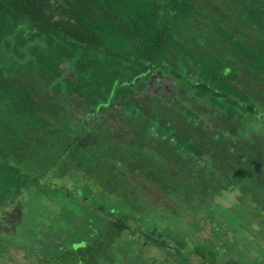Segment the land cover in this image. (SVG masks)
I'll use <instances>...</instances> for the list:
<instances>
[{"label": "trees", "instance_id": "1", "mask_svg": "<svg viewBox=\"0 0 264 264\" xmlns=\"http://www.w3.org/2000/svg\"><path fill=\"white\" fill-rule=\"evenodd\" d=\"M221 1L233 11L231 30L204 10L203 0H0V210L17 202L22 206V219L33 216L25 232L21 225L17 227L20 221H14L15 229L24 234L19 238L23 234L16 233L18 241L0 231L1 248L8 247L2 238L9 244L19 242L33 255L31 264H194L192 256L208 264H252L198 239L193 231L200 228L199 223L185 219L189 213L220 211L228 213L237 227L245 225L239 215L243 210H238L241 203L211 206L212 197L205 196L235 184L247 190L243 192L246 196H255L241 183L246 181L241 172L245 168L253 173L247 180L249 187L264 196V174L256 169L259 165L254 159L260 155L264 159V101L238 86L241 64L255 80L264 82V0ZM201 17L213 26L216 36L211 40L201 30ZM207 42L212 48H207ZM216 45L222 52L214 51ZM4 57L15 66L10 70L5 64L10 72L1 60ZM14 72L21 78L9 75ZM155 76L171 78L198 101L193 109L175 99L178 115L189 117L192 123L201 114L214 112L229 119L239 117L241 143L225 128L208 131L202 126L205 116L194 129L211 139L237 142L247 148L245 154L235 155L239 158L221 169L203 158L209 146L203 136L197 137V131L176 135V124L145 107L142 97ZM37 89L58 108L44 104L34 93ZM107 108L139 116L134 126L139 124L142 135L154 138V148L167 159L177 160L185 154L202 159L199 164H179L183 170H195V184H189L181 172L164 168V161L154 156V148L144 153L135 137L127 147L114 142L106 150L118 148L127 158L143 160L146 168L155 165L163 170L157 174L161 176L147 175L145 167L128 172L124 165L117 173L112 166L118 163L109 157L107 165L100 163L96 156L104 158L100 154L106 150L99 146L102 138L86 118ZM73 109L80 113L75 124L65 111ZM253 120L260 123L256 130L250 128ZM15 121L26 130L21 142L13 134ZM34 134L48 140L40 155L30 158L36 154L34 146L39 140L31 145ZM82 139L87 141L86 149L78 155L84 156L82 162L88 168L93 167L91 172L67 164L81 149L78 143ZM225 143L218 142L222 147ZM30 159L41 166L44 162L34 177L27 166ZM56 167L59 174L53 176L58 185L50 181L51 174L40 178ZM40 180L60 193H51L45 186L43 192L38 187ZM33 186L40 194H48L50 203L64 192L66 202L55 203L59 208L51 220H44L41 211H23V189ZM70 203L78 204L79 209H69ZM150 246L162 253L145 254Z\"/></svg>", "mask_w": 264, "mask_h": 264}, {"label": "rangeland", "instance_id": "2", "mask_svg": "<svg viewBox=\"0 0 264 264\" xmlns=\"http://www.w3.org/2000/svg\"><path fill=\"white\" fill-rule=\"evenodd\" d=\"M204 1V10L210 15V16H216L219 21L227 26L230 30L233 29L232 23L234 22V18L231 12V9L228 6H225L223 1L221 0H203ZM230 2V1H228ZM227 3V2H225ZM231 6V4H230ZM220 13V14H219ZM233 21V22H232ZM200 27L201 30L208 35V40H211L213 38V35L216 36V33L213 30V26L211 23H209V20L207 18H202L200 20ZM199 28V27H198ZM196 28L195 32L198 30ZM241 30H244L242 27ZM250 31H246V33H249ZM191 36V35H190ZM252 36V35H251ZM192 37V36H191ZM207 48H212L210 42H207ZM216 48L214 51L216 52H222V49L220 46L216 45ZM4 66L8 68L5 64L9 65L10 70H12L13 67L11 65V62L6 58L1 59ZM9 68L7 72L9 71ZM16 75L19 79L21 78V74L14 72V73H9V75ZM238 86L243 87L246 91L249 93L252 92L253 95L257 96L260 98L262 101H264V82H260L258 80H255L256 78L253 77V74L250 73L243 64H241L240 67V72H239V78H238ZM148 91L143 95L145 107H147L149 110L154 111L158 114L163 115V117L170 122L176 124L177 131L176 135H184V134H191V132H194V127L195 124L197 125L199 123V119L202 116H205L201 114L200 118L196 119L195 122H190L189 117L188 118H183L178 115V108L176 104L175 99H181L182 101L186 102L188 106H191V108H195L194 102H198L194 99H192L191 93L183 87H181L179 84L174 83L171 78L167 77H154L153 81L151 82L150 86H148ZM261 90V91H260ZM34 93H38L44 104L52 107V108H58V104L55 102H51L50 99L46 96L41 95L39 90H34ZM197 104V103H196ZM68 114V117H70V122L72 124L76 123V117L80 116V113L76 110H65ZM212 114V113H211ZM210 114V115H211ZM76 116V117H75ZM239 117L229 119L226 116L214 112L213 115L211 116H205V122H203L202 126L208 129V131H214L219 127L225 128L228 131H231L235 138L239 143H241V138L239 135L238 130L241 129L242 123L239 122ZM140 121L139 116H128L123 113V110L119 108V110H115L114 108H107L105 109L102 113L98 115H90L86 118V121L89 122L91 125V129L94 131H98L99 137L102 139L99 140V146H102L103 149L106 150L107 144H113L114 142L118 143L121 146L127 147L128 142L132 137H135L137 139L138 145L141 147V150L144 153L149 152L148 150L154 148L153 144L155 139L148 138L147 136L142 135L141 133V127L139 124L137 126H134L136 121ZM16 122V121H15ZM182 122V123H181ZM206 122H208L206 124ZM19 123V124H18ZM250 128L253 130H256L257 127L260 125L259 122L250 121L249 122ZM247 123V124H249ZM13 134L20 136L15 137L17 140L20 142L22 141V137L25 135L26 130L25 127L20 126V122H16L12 126ZM130 131V132H129ZM197 131V130H195ZM243 132V130L241 131ZM56 133V132H55ZM92 133V132H91ZM43 134L44 133H40ZM197 137L200 138L203 136V140L208 144L209 149L204 150L203 153V158H206L210 163L216 164V166L220 167L223 169V166L225 163H229L232 165V162L234 161L233 159H238L239 157L235 155H244L247 148H241L239 145L234 143V141H228L225 138L220 139L216 137L215 139H211L208 134H200L199 131H197ZM257 137H260L259 133L257 132ZM39 135V134H38ZM37 134H34L32 137V146L35 144L34 142L36 140L37 144L34 146L35 147V152L36 154H30V158L34 156V158L38 157L40 155V152L44 150L45 147V139L48 140L47 138H39ZM49 135V133H47ZM96 135V134H95ZM42 135H40L41 137ZM57 136V133H56ZM52 139V138H51ZM88 139V138H87ZM53 140V139H52ZM85 139H82L78 144L81 147V149L76 151V154H73L74 157L73 162L72 159H68V163H74L77 167L80 168H85L86 171H92L91 168L87 167V163L82 162V157L78 155L79 152H81L82 149H86V144L87 141H84ZM89 140V139H88ZM107 142V143H106ZM218 142H228L225 143V147H222ZM24 144V143H23ZM246 147V145H245ZM119 154L117 153V151ZM244 150V151H243ZM109 151V152H108ZM167 151V150H166ZM108 152V154H106ZM154 156L158 158L159 160L164 161L163 167L166 168L167 166L171 167L170 171L174 172H181L183 176L188 180L189 184L194 185L195 184V178L193 175L195 174V170L193 171H186L181 169L179 164L182 165H187V164H199L202 162V159L199 158H192V155L185 154L183 157H176L177 160H169L167 157L164 156L163 153H159V149L154 148ZM45 157L47 156L45 152L43 153ZM125 154V153H124ZM120 154V150L118 148H113L110 150L109 148L106 151H103L100 155L103 156L104 158L100 156H96V159L100 163H104L105 165L108 164L107 158L109 157L112 161H114V164L118 163L117 166H112V169H114L115 172L121 173L119 168L124 165L125 171L128 172H133L135 170H141V168H144L143 166L144 161L132 158H127L128 154L126 155ZM117 155V156H116ZM264 156V155H263ZM257 164L259 165V171L264 174V163L261 161L264 160L262 156L260 155L259 158H254ZM45 160V158H44ZM33 161V160H32ZM31 159L29 162H27V166L29 167V171H32L33 174L32 177H34L35 173L39 170L40 167H44L42 162V166L39 165L40 163H34L32 162ZM48 163L47 161H45ZM94 165L96 167L98 164ZM66 164V165H67ZM49 165V164H48ZM68 167L70 165H67ZM119 166V167H118ZM146 168V167H145ZM148 173L147 175H154V178H157L161 175H158V173H161L162 169H158V167L155 165H151V167L146 168ZM58 168L56 167L55 169H51L49 172H46L47 174L39 175L40 178L51 174L52 176L57 174ZM95 171L97 169H94ZM215 170H218L217 168ZM215 170L213 172L215 173ZM99 171V170H98ZM163 171V170H162ZM101 174H104L102 172H109V170H100L99 171ZM156 172V173H155ZM242 175L246 178V183L241 182L244 186H247V189L252 190V193H255V196L251 195L250 197L246 196L247 194H243L244 191H247L244 189V187H240L238 184L233 185V187H222V189L219 191L216 189L213 194L211 193L212 191H208V193L205 194L206 199L207 197H212V202L211 206L215 205L216 202H222L223 204H226L230 206L231 204L237 202L241 203L243 211L241 213L239 212V215L243 217L245 220V225L237 227V225L230 220V218L227 216L228 213L225 212H218L215 211L213 214L209 215L207 211H199L196 214L195 213H189L188 215L185 216V219L189 222L195 221L196 223H199L200 228L194 229L193 234L196 236L198 239L201 241H205L206 243L214 244L217 245L218 249H223L224 252L227 253L228 256L232 257H242L246 258L253 262L255 264H264V196L260 193V190L258 194L256 188H250L249 183H247L248 179H251L253 177L252 171L249 170L248 168H245V171H241ZM85 173V172H84ZM111 173V172H109ZM194 173V174H193ZM59 174V173H58ZM57 174V175H58ZM240 174V173H239ZM242 175L239 176H232L231 179L236 180V177L239 178ZM86 176V175H85ZM157 176V177H155ZM217 178H220V182L224 184L222 181L221 175H217ZM42 179V178H41ZM159 179V178H158ZM261 180V179H258ZM50 181L52 183L57 185L59 184L57 179L53 176L50 178ZM225 181V180H224ZM40 184H38V187H40L43 192L44 191V186L50 191L52 186L48 184V182L44 180L39 181ZM240 183V184H241ZM56 185V186H57ZM45 188V189H46ZM193 188V187H192ZM205 188V187H204ZM264 189V187H262ZM99 189V188H98ZM97 190V189H96ZM213 190V189H212ZM242 190V191H241ZM256 190V191H255ZM51 193L57 192L60 193V190H51ZM59 191V192H58ZM257 192V194H256ZM42 194V196H41ZM39 192V190L36 187H27L23 189L22 193V201L25 202V205L23 207V211H27L29 213L35 212V211H41L42 212V218L44 220H50L54 218L55 216V211L58 209V204H55L58 201H64L66 200L64 197V192L62 194H57L60 195L58 196L56 202L50 203L48 200V194L44 195L42 192ZM200 195V194H199ZM184 196H187V193L184 194ZM246 196V197H245ZM77 197L80 200H86L85 196H79ZM205 199V200H206ZM257 199L258 203L254 200ZM19 200V199H18ZM17 200V201H18ZM66 202V201H64ZM91 202V200H90ZM59 203V202H58ZM92 203V202H91ZM69 209L72 210H78L79 205L76 203H70L67 205ZM22 209V206L19 205L17 202L16 203H8L3 210H0V231L1 233L5 235H10L9 238L13 239V237H17L18 232H21L23 234V231H27L29 228V223H33L32 217L33 216H28L24 215L23 219L19 216V212ZM238 218V216L236 215ZM241 217V218H242ZM21 218V220H20ZM17 220L20 222L17 224V227L20 225L22 226V230L20 229H15V226H13V223H15ZM8 221V222H7ZM15 221V222H14ZM6 223L9 224V226H6ZM193 223V222H192ZM10 228V229H9ZM11 228H13L11 230ZM16 230V231H15ZM27 236L28 233L26 232ZM6 237V236H5ZM19 238H24L23 235H18ZM19 238H16L18 241ZM2 243L4 245H8L7 248H1L0 247V264H31L33 260V255L29 253V250L25 246H20L18 245L19 242L16 241V244H9V242L5 241L4 238H2ZM145 254L151 255H160L162 251L155 247V246H150L145 249ZM191 261L194 264H208V261L203 263L204 261L200 259L198 256H192Z\"/></svg>", "mask_w": 264, "mask_h": 264}]
</instances>
